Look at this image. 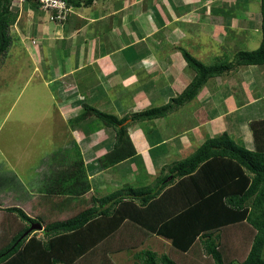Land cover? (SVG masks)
<instances>
[{
  "label": "crops",
  "instance_id": "obj_1",
  "mask_svg": "<svg viewBox=\"0 0 264 264\" xmlns=\"http://www.w3.org/2000/svg\"><path fill=\"white\" fill-rule=\"evenodd\" d=\"M12 10L17 18L9 27L11 44L0 56V133L18 115L15 110L22 102L21 127L33 134L43 131L48 150L44 165L29 167L22 183L20 162L32 154V146L10 149L7 167L0 169L2 209L20 206L32 217L63 220L100 205L101 198L118 191L124 198L135 196L132 200L139 204L141 197L130 190L145 188L159 192L155 210L144 218L146 227L125 219L80 261L135 264L144 249L159 253L163 249L161 253L168 251L177 262L175 251L182 257L197 255L194 261L209 257L201 239L182 252L151 227L158 226L161 213L176 212V205L182 204L181 193L168 190L178 180L170 183L171 166L190 156L207 138L227 132L241 138L249 149L255 148L252 124L264 120V66L239 65L211 77L195 98L165 117L140 122L127 119L137 152L107 168L99 159L114 148L115 129L93 117L77 118L85 105L123 118L171 102L195 77L182 49L206 64L233 62L238 51L259 47L262 33L257 48L244 46H249V32L256 30L257 21L261 29V12L252 9L249 0H94L74 7L68 19L58 23L28 1L13 0ZM77 148L90 190L79 197L48 194L45 187L51 175L78 158ZM5 153L1 146L0 163ZM165 182L169 185L160 190ZM116 200L102 203V208L126 207L114 204ZM45 226L38 236H43ZM238 227L247 236L252 232L241 223L225 228L223 237ZM226 239H222L225 245Z\"/></svg>",
  "mask_w": 264,
  "mask_h": 264
},
{
  "label": "trees",
  "instance_id": "obj_2",
  "mask_svg": "<svg viewBox=\"0 0 264 264\" xmlns=\"http://www.w3.org/2000/svg\"><path fill=\"white\" fill-rule=\"evenodd\" d=\"M26 1L40 8L35 0ZM66 1L72 7H80L90 5L94 0ZM12 2L0 0L1 55L7 52L11 44L9 27L17 18V13L12 10ZM260 9L262 38L259 47L238 51L233 62L206 64L182 49L195 77L171 102L123 118L85 105L78 120L93 117L116 132L114 148L99 159L101 166H113L136 154L125 124L127 119L140 122L165 117L176 107L195 98L211 77L222 75L239 65L264 66V0L260 1ZM252 129L254 149H249L241 138L235 139L224 132L207 138L190 156L171 166L170 183L178 180L168 190L181 193L179 200L182 204L176 205V212L166 216L161 213L157 217L158 226L151 227L152 232L170 238L173 247L182 252L189 251L201 239L214 264H264V120L254 122ZM77 154L78 158L69 167L51 175L45 187L48 194L54 197H79L90 190L91 184L79 148ZM167 185L169 183L165 182L159 189ZM130 191L133 195H139L142 202L135 203L132 200L135 196L124 198L120 196L122 192L118 191L101 198L100 205L81 210L63 220L45 221L40 216H30L20 206L4 207L2 210L5 213L17 215L19 219L5 218L4 222L13 228L7 226V239L0 242V264H90L89 260L80 261L81 258L91 253L125 219L131 218L146 227L144 218L150 217L152 209L155 210L159 192H146L145 188H132ZM115 198L114 204L126 207L112 209V205L102 208V203ZM26 223L46 224L43 236H38L35 229H29ZM241 223L247 224L253 235L247 250L239 253V249H233L228 243L223 244L222 239L227 234L223 237L222 233L225 228ZM8 241L9 245L5 247ZM136 257L135 264H179L171 255L152 249H144Z\"/></svg>",
  "mask_w": 264,
  "mask_h": 264
},
{
  "label": "rangeland",
  "instance_id": "obj_3",
  "mask_svg": "<svg viewBox=\"0 0 264 264\" xmlns=\"http://www.w3.org/2000/svg\"><path fill=\"white\" fill-rule=\"evenodd\" d=\"M259 3H260V0H249L250 7L254 10H257L258 13L261 12ZM73 11H74V7H73L72 12ZM259 24H260L259 21H257L256 25H258V26H255L256 30L255 31L253 30V32H249V33H252L251 39H250V44H249V46H244L245 48L255 46L256 41L260 39L261 29H260ZM254 48H257V47L255 46ZM1 59H2V56H1ZM1 59H0V61H1ZM20 104H22V102L18 103V106L15 110V112L18 115L14 114L11 117V119H9L10 120L9 123L3 128V130L0 133V147L2 146V150H4V152H6L5 155H3V157H2L3 160H2V163H0V167H1L0 169H4V167H7L8 159H6V157H7V155L10 156V154H8L10 149L15 148L16 150H23L25 148V145L29 143L30 145H27V146H32V147H29L32 149L31 150L32 154L29 157H27L26 160H21V162H20L21 163L20 181L22 183H25L24 180L26 178L25 176L28 174V171L30 170V169H28L29 167L32 166L35 168L36 165H38V164H40V166L44 165L43 164L44 153H45V151L48 150V146H47L48 143L45 142V139L43 136V133H44L43 131L40 133H37V134H33L32 132L28 133L26 129H23L21 127V125H20L21 122L19 121L21 118V117H19L20 116V109H19ZM0 109L2 110L3 108L0 107ZM33 117H36V116L34 115V116H32V118ZM31 137H32V139H31ZM19 145H20V147L18 148ZM40 173H42L41 167H40V170H38V174H40ZM21 193H22L21 196H23L24 192L21 191ZM14 197H16L18 199L19 196H14ZM2 204H3V202L0 201V206H1L0 210H2ZM6 204L9 205L10 203L8 202ZM8 214H10V213L0 212V242L2 240L7 239L6 235H5L6 232H8L9 229L13 228L11 226V224L9 225L7 222H4L5 218H6V220L9 219ZM12 215H14V214H12ZM14 216L16 218H18L17 215H14ZM6 223H7V225H4ZM21 223H23V222L21 221ZM7 226L9 229L7 228ZM26 226H29L30 228H32L33 224L26 223ZM234 228H236V227H234ZM234 228H232V229H234ZM39 231L40 230L37 229L34 232H37L39 234ZM39 235H41V234H39ZM251 240H252V232L250 231V233L247 236V234L241 228L238 227V229L233 230V232L227 236L226 243L234 244V245L236 244V246H237L236 248L239 249V253H240V252L247 250V248L250 246ZM9 242L10 241L6 242L5 247H7L9 245L8 244ZM159 246L160 245L156 246V248H158ZM231 246L232 245H230V247ZM161 252H163V249L160 251V253ZM166 252L168 253V251H166ZM175 252H177L179 254L177 256V258L179 259V263H181V264H214L212 261L213 259H210V257H207V256L203 257L201 255L202 256L201 259L194 261L193 258H195L197 255L188 256V255L183 254L184 257H182V256H180L181 255L180 252H178V251H175ZM188 258H191V260Z\"/></svg>",
  "mask_w": 264,
  "mask_h": 264
},
{
  "label": "built area",
  "instance_id": "obj_4",
  "mask_svg": "<svg viewBox=\"0 0 264 264\" xmlns=\"http://www.w3.org/2000/svg\"><path fill=\"white\" fill-rule=\"evenodd\" d=\"M26 1V0H21ZM40 8L48 12L50 19L58 22L64 23L69 14L72 12L73 7L67 3L66 0H35Z\"/></svg>",
  "mask_w": 264,
  "mask_h": 264
},
{
  "label": "water",
  "instance_id": "obj_5",
  "mask_svg": "<svg viewBox=\"0 0 264 264\" xmlns=\"http://www.w3.org/2000/svg\"><path fill=\"white\" fill-rule=\"evenodd\" d=\"M0 56H1V53H0ZM35 228L41 229V228H42V225H40V224H35V225H33L32 228H30V229H35Z\"/></svg>",
  "mask_w": 264,
  "mask_h": 264
}]
</instances>
